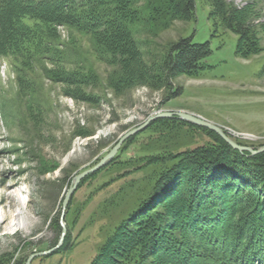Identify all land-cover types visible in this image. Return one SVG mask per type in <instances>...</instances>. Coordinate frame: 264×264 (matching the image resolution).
Instances as JSON below:
<instances>
[{
  "label": "rangeland",
  "instance_id": "obj_1",
  "mask_svg": "<svg viewBox=\"0 0 264 264\" xmlns=\"http://www.w3.org/2000/svg\"><path fill=\"white\" fill-rule=\"evenodd\" d=\"M227 1L252 4L260 51L237 55L238 36L215 27L202 0H195L193 20L138 13L127 26L145 76L129 88H112L118 66L105 52L97 54L90 37L62 26L39 23L38 41L1 58L0 264H25L29 255L54 249L61 223L63 243L31 264H91L120 223L152 195L160 172L179 153L212 139L201 128L158 118L81 179L63 207L76 175L156 113L197 115L234 141L264 146V0ZM188 36L209 43L204 69L196 77L167 74L170 46Z\"/></svg>",
  "mask_w": 264,
  "mask_h": 264
},
{
  "label": "trees",
  "instance_id": "obj_2",
  "mask_svg": "<svg viewBox=\"0 0 264 264\" xmlns=\"http://www.w3.org/2000/svg\"><path fill=\"white\" fill-rule=\"evenodd\" d=\"M202 1L215 27L238 36L237 55L261 50L252 4ZM144 12L148 19L193 20L195 0H0V60L38 41L39 23L62 26L90 37L97 54L105 52L118 66L112 88H129L145 73L127 25ZM210 50L208 42L182 37L170 46L167 74L198 76ZM166 119L201 128L212 139L179 153L160 172L152 195L120 223L91 264H264V152L239 151L212 130Z\"/></svg>",
  "mask_w": 264,
  "mask_h": 264
},
{
  "label": "water",
  "instance_id": "obj_3",
  "mask_svg": "<svg viewBox=\"0 0 264 264\" xmlns=\"http://www.w3.org/2000/svg\"><path fill=\"white\" fill-rule=\"evenodd\" d=\"M178 118V119H182L185 121H188L190 123H193L195 125L201 126V127H205L209 130L214 131L217 135H219L226 143H228L230 146H232L234 149H237L239 151H247L249 152L251 155H255L261 152H264V146L259 147V148H254L251 146H245V145H239L237 144L232 138H230V136L223 130L221 129L218 125L208 122L206 120H204L202 117H199L197 115H192V114H188V113H183V112H161V113H156L152 116H150L143 124H141L140 126L131 129L130 131L124 133L120 139L117 141V143L112 147V149L109 151V153L104 156L99 163H97L96 165H94L93 167L79 173L78 175H76L74 182L72 184V186L68 189L64 200H63V207H65V205L67 204V201L69 200L71 194L74 192L75 188L77 187L79 181L81 179H83L84 177H86L89 174L94 173L95 171H97L98 169H100L102 166H104L107 162H109L115 155V153L117 152V150L119 149V147L121 146V144L127 140L129 137L133 136L134 134L142 131L143 129H145L148 124L158 118ZM63 216V215H62ZM61 216V218H62ZM63 231L61 233L59 242L57 244V247H59L62 244V240L65 234V228H64V224L61 223ZM54 248V249H55ZM51 249L49 251H42V252H36L33 253L31 255H29V257L26 260L25 264H31V261L38 256H43L48 254L49 252H51Z\"/></svg>",
  "mask_w": 264,
  "mask_h": 264
},
{
  "label": "bare ground",
  "instance_id": "obj_4",
  "mask_svg": "<svg viewBox=\"0 0 264 264\" xmlns=\"http://www.w3.org/2000/svg\"><path fill=\"white\" fill-rule=\"evenodd\" d=\"M132 137V136H131ZM238 144V143H237ZM87 170V169H86ZM16 182L14 181V182H12V183H10V185H14ZM17 184V183H16ZM66 194V193H65ZM10 199L14 202V204H17L18 202H19V198H18V195H17V197L16 196H14V194H12L11 193V195H10ZM8 230V229H7ZM65 239V238H64ZM63 241V240H62ZM63 243V242H62ZM60 247V246H59ZM59 249V248H58ZM50 253V252H49ZM27 260V259H26Z\"/></svg>",
  "mask_w": 264,
  "mask_h": 264
}]
</instances>
